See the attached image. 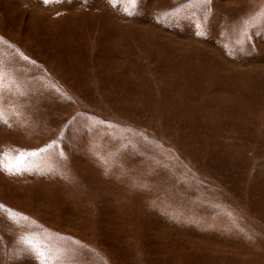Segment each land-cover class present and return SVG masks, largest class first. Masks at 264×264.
I'll list each match as a JSON object with an SVG mask.
<instances>
[{"label":"rangeland","instance_id":"obj_1","mask_svg":"<svg viewBox=\"0 0 264 264\" xmlns=\"http://www.w3.org/2000/svg\"><path fill=\"white\" fill-rule=\"evenodd\" d=\"M0 112V264H264V0H0Z\"/></svg>","mask_w":264,"mask_h":264},{"label":"snow or ice","instance_id":"obj_2","mask_svg":"<svg viewBox=\"0 0 264 264\" xmlns=\"http://www.w3.org/2000/svg\"><path fill=\"white\" fill-rule=\"evenodd\" d=\"M45 2H47V0H45ZM126 2L135 6L138 0H126ZM2 117L3 114L0 112V119H2ZM25 163L26 156L22 151H19L15 157L8 156L7 154H0V168L7 170L9 173L22 171ZM0 207L4 206L0 205Z\"/></svg>","mask_w":264,"mask_h":264}]
</instances>
